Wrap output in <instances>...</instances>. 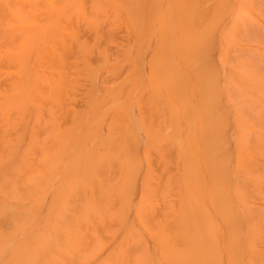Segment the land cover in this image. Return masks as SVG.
<instances>
[{
    "label": "rangeland",
    "instance_id": "1",
    "mask_svg": "<svg viewBox=\"0 0 264 264\" xmlns=\"http://www.w3.org/2000/svg\"><path fill=\"white\" fill-rule=\"evenodd\" d=\"M0 264H264V0H0Z\"/></svg>",
    "mask_w": 264,
    "mask_h": 264
}]
</instances>
